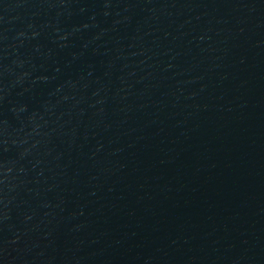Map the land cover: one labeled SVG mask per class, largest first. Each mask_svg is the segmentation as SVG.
Returning a JSON list of instances; mask_svg holds the SVG:
<instances>
[{
  "label": "water",
  "instance_id": "1",
  "mask_svg": "<svg viewBox=\"0 0 264 264\" xmlns=\"http://www.w3.org/2000/svg\"><path fill=\"white\" fill-rule=\"evenodd\" d=\"M0 264H264V0H0Z\"/></svg>",
  "mask_w": 264,
  "mask_h": 264
}]
</instances>
